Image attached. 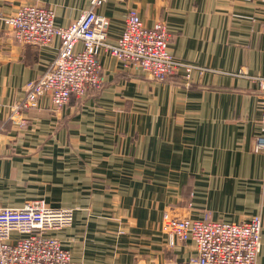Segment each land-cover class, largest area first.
<instances>
[{"label":"crops","instance_id":"1","mask_svg":"<svg viewBox=\"0 0 264 264\" xmlns=\"http://www.w3.org/2000/svg\"><path fill=\"white\" fill-rule=\"evenodd\" d=\"M34 3L55 9L61 27L90 6L0 0V206L44 199L75 209L70 227L50 233L81 264H187L194 241L168 246L166 211L224 222L260 213L264 264V153L253 148L264 0H107L97 12L110 21V39L130 10L148 25L163 21L168 50L193 66L189 79L184 70L152 78L103 54L102 90L72 95L60 109L42 95L15 115L27 82L58 55L59 41L17 42L1 19Z\"/></svg>","mask_w":264,"mask_h":264},{"label":"built area","instance_id":"2","mask_svg":"<svg viewBox=\"0 0 264 264\" xmlns=\"http://www.w3.org/2000/svg\"><path fill=\"white\" fill-rule=\"evenodd\" d=\"M89 1L88 9L67 27L55 24V9L36 3L1 16L17 42L45 47L59 41L58 55L40 76L27 82L26 95L15 115L26 108H37L42 95H48L51 104L60 109L72 95L83 98L91 90H102L103 54L152 78L164 79L184 70L189 79L193 66L168 50L171 33L163 21L148 25L136 10H130L119 38L110 39V21L97 12L107 0ZM256 81L261 89L262 115L253 148L256 153H264V74L257 75ZM26 124L22 119L21 125ZM74 214L75 209L54 207L44 199L28 200L21 207L0 206V264H81L50 233L70 227ZM162 218L169 247L194 241L197 252L187 264H257L262 245L260 213L240 222L171 216L170 211Z\"/></svg>","mask_w":264,"mask_h":264},{"label":"rangeland","instance_id":"3","mask_svg":"<svg viewBox=\"0 0 264 264\" xmlns=\"http://www.w3.org/2000/svg\"><path fill=\"white\" fill-rule=\"evenodd\" d=\"M91 91H92V90H91ZM86 96H87V95H86ZM193 194H194V193H193ZM193 194H192V195H193ZM170 215H171V216H175V215L180 216V215H178L177 213H174V212H171V211H170ZM180 217H186V216H183V215H182V216H180Z\"/></svg>","mask_w":264,"mask_h":264}]
</instances>
